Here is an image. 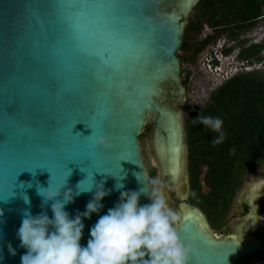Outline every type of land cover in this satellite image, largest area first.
I'll return each instance as SVG.
<instances>
[{
  "label": "water",
  "instance_id": "1",
  "mask_svg": "<svg viewBox=\"0 0 264 264\" xmlns=\"http://www.w3.org/2000/svg\"><path fill=\"white\" fill-rule=\"evenodd\" d=\"M27 2L0 0V264H21L26 249L20 247L17 231L25 212L52 217V201L42 206L38 188L66 181V189L75 192L78 184L85 181L86 187L93 179L91 191L66 205L74 217L86 210L95 185L103 183L110 194L101 201L102 209L82 218L80 243L86 246L90 229L119 202L121 191L146 187L138 179L149 184L139 136L150 116L155 117L154 146L164 180L175 182L187 164L178 108L160 98L185 91L179 52L185 18L199 0L190 6L186 0H123L142 3L146 11L130 18L118 38L103 39L93 31L102 27L99 19L77 25L51 11L26 8ZM6 6H15L10 10L15 29L4 16ZM168 84L176 89L167 92ZM6 87L18 105L11 125L4 115ZM170 113L180 132L177 176L160 144L167 141ZM118 183L122 189L116 188ZM25 196L30 204L24 203ZM139 203L151 200L142 195ZM201 215L198 207L186 204L178 223L180 238L195 246L190 264L264 262V248L257 241L215 239L204 230Z\"/></svg>",
  "mask_w": 264,
  "mask_h": 264
},
{
  "label": "trees",
  "instance_id": "2",
  "mask_svg": "<svg viewBox=\"0 0 264 264\" xmlns=\"http://www.w3.org/2000/svg\"><path fill=\"white\" fill-rule=\"evenodd\" d=\"M263 8L264 0H199L184 29L179 52L181 63L194 61L228 29H232L229 38L238 39L256 25L263 16ZM206 26L212 33L203 36ZM246 43L245 39L238 41V58L249 64L260 61L264 57L261 55L264 44L246 46ZM233 50L234 47H230L224 53ZM191 74L190 70H185L184 85ZM199 114L223 120V143L214 146L211 141L217 134L204 129L203 125H193L192 120ZM184 128L189 177L187 202L198 207L209 224L219 230L225 226L245 178L264 164V73L247 71L231 77L200 110L185 117ZM150 131L151 124L147 123L139 140ZM202 167H206L203 180ZM155 173L149 168V186ZM204 186L209 188L208 192L203 191Z\"/></svg>",
  "mask_w": 264,
  "mask_h": 264
},
{
  "label": "clouds",
  "instance_id": "3",
  "mask_svg": "<svg viewBox=\"0 0 264 264\" xmlns=\"http://www.w3.org/2000/svg\"><path fill=\"white\" fill-rule=\"evenodd\" d=\"M192 123L217 134L211 141L214 146L223 143L225 132L221 118L199 114ZM98 143L103 144L104 139L100 138ZM138 179L146 187L121 191L119 202L90 229L86 246L80 243L84 231L82 218H90L102 209L101 201L110 194L103 183L95 185L96 191L86 210L74 217L65 207L74 197L91 191L93 179L86 187H82L85 181L78 184L75 192L66 189V181L58 187L38 188L42 206L52 201L53 215L50 218L46 212L35 216L30 212L23 214L17 231L20 247L26 249L20 257L21 264H190L195 246L180 238L178 222L182 217L169 206L158 180H152L149 186L140 176ZM116 188L122 189L123 185L118 183ZM249 193L264 195V177L253 180ZM142 195L151 203L141 205ZM24 203L30 204L27 196ZM9 251L16 255L14 248Z\"/></svg>",
  "mask_w": 264,
  "mask_h": 264
},
{
  "label": "rangeland",
  "instance_id": "4",
  "mask_svg": "<svg viewBox=\"0 0 264 264\" xmlns=\"http://www.w3.org/2000/svg\"><path fill=\"white\" fill-rule=\"evenodd\" d=\"M194 8L195 7H193L191 12L185 18L186 23H188L189 17L193 16L195 12ZM231 31L232 29H228L227 31H225L220 36V38L217 39V41L213 42L202 52H200L194 61L189 60L187 62L181 63L180 84L185 88V91H183L181 95H176V97L173 98L170 97L169 94H165L160 98V101H162V103L176 105L178 108L183 126L185 154L187 151L184 128L185 117L191 112H197L198 110H200V108H202L209 101L211 95L234 75L240 72L247 71H258L264 73V57L260 61H254L253 64L246 67H244V62L237 57L240 51V46L238 45L239 40H247L246 46L257 43L264 44V8L263 17L258 19L256 25L251 30L242 33V35H240L239 38L235 41H232L229 38V33ZM211 33L212 29L206 26L203 31V36L209 35ZM230 47H234V50L229 54H225L224 50ZM216 49L219 50V65L214 66L212 64L210 66L208 65L209 58L212 51ZM261 55L264 56V50L262 51ZM185 70H190L192 73L188 82H186V85H184ZM173 89H176V87L171 84H168L166 86L167 92H171ZM147 123L151 124V131L146 134V136L142 140H140V151L145 169L147 171V174L149 168L156 172L154 180H158L160 182V187L167 197L169 206L176 210L181 216L184 210H186V204H188L186 199V195L189 190V177L187 168H184V172L181 177H179L172 184H169L164 180L159 163V158L154 146V134L156 129L155 117L150 116L147 120ZM262 169H264V165L262 166ZM201 171V180H203L206 167H202ZM255 175H259L262 177L264 176L261 169L256 171L252 176H247L242 187L237 192L233 207H235L236 203H238L243 194L247 191L249 183L251 179L255 177ZM203 191L208 192L209 188L204 186ZM231 215L232 213H230V217H232ZM199 220L200 222H202V224H204V230L218 240L226 238L223 237L224 234H227L229 232H236L237 230L241 229L240 224H238V221L234 218H230L228 226H224L219 230L214 229L209 224L205 214L201 215V217H199ZM243 230H246V228H243Z\"/></svg>",
  "mask_w": 264,
  "mask_h": 264
},
{
  "label": "snow or ice",
  "instance_id": "5",
  "mask_svg": "<svg viewBox=\"0 0 264 264\" xmlns=\"http://www.w3.org/2000/svg\"><path fill=\"white\" fill-rule=\"evenodd\" d=\"M15 6H6L4 16L12 29L16 28L10 16V10ZM26 8L48 10L54 15L71 20L79 25L83 21L95 23L93 18L102 22V27L93 31L103 38H118L121 35L123 25L132 17L146 11L142 3H124L123 0H28ZM90 26L89 23H86ZM6 101L4 115L7 117V125L13 123V116L18 111L14 95L5 89Z\"/></svg>",
  "mask_w": 264,
  "mask_h": 264
},
{
  "label": "flooded vegetation",
  "instance_id": "6",
  "mask_svg": "<svg viewBox=\"0 0 264 264\" xmlns=\"http://www.w3.org/2000/svg\"><path fill=\"white\" fill-rule=\"evenodd\" d=\"M218 52H219L218 49L212 51L208 61V65L210 66L212 64L214 66L219 65L220 59ZM243 64L244 67L251 65L248 63V61H245ZM262 166L257 170H255L250 176L255 174V172L260 169L264 174V169H262ZM261 177L262 176L255 175V177L251 179L247 191L243 194V196L238 201V203H236L235 207H233L234 203L232 204V207L226 217L225 226H228V222L230 218L231 219L234 218L235 220L238 221V224H240L241 229L237 230L236 232H229L227 234H224L223 237L234 238L235 240L238 241L246 240V239H254L259 243L261 248H264V195L261 196L259 194L251 195L249 193V188L253 180L255 178H261ZM230 213H232L231 215L232 217H230ZM243 228H246V230H243ZM261 264H264V262Z\"/></svg>",
  "mask_w": 264,
  "mask_h": 264
},
{
  "label": "bare ground",
  "instance_id": "7",
  "mask_svg": "<svg viewBox=\"0 0 264 264\" xmlns=\"http://www.w3.org/2000/svg\"><path fill=\"white\" fill-rule=\"evenodd\" d=\"M193 0H186L185 6H190ZM175 118L170 113L166 120L167 138L166 142H161V150L166 153L168 160L170 161L172 175L177 176L179 169V151H180V132L179 126L174 125ZM191 218H196L192 214L189 216Z\"/></svg>",
  "mask_w": 264,
  "mask_h": 264
}]
</instances>
